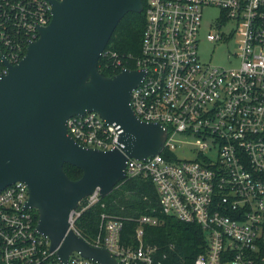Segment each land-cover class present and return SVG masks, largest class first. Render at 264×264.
I'll return each mask as SVG.
<instances>
[{"label": "built area", "instance_id": "2783aa9c", "mask_svg": "<svg viewBox=\"0 0 264 264\" xmlns=\"http://www.w3.org/2000/svg\"><path fill=\"white\" fill-rule=\"evenodd\" d=\"M52 7V0H0V79L9 71L6 61L18 63L39 38V27L50 23ZM205 8L219 9L207 40L243 34L242 49L233 53L237 64L202 60ZM146 17L140 56L102 52L120 71H144L131 106L142 120L168 131L156 155L128 156L127 177L150 178L163 212L206 230L207 250L194 264H264V0H147ZM131 60L135 68L127 66ZM67 127L89 147L123 145L120 125L96 111L71 116ZM178 149L194 157L180 158ZM101 197L97 188L71 210L69 229L78 236L85 238L78 220ZM28 199V185L21 180L0 190V264H102L77 249L65 262L38 231ZM137 220L135 234L124 237L123 218L104 211L92 241L85 239L109 250L119 264H166V253L144 240V225L158 219Z\"/></svg>", "mask_w": 264, "mask_h": 264}, {"label": "water", "instance_id": "95a60500", "mask_svg": "<svg viewBox=\"0 0 264 264\" xmlns=\"http://www.w3.org/2000/svg\"><path fill=\"white\" fill-rule=\"evenodd\" d=\"M52 19L40 26L16 64L7 62L0 79V190L21 180L29 188L27 207L38 211L37 229L67 262L80 250L102 264H119L111 252L90 244L69 229V215L97 188L108 195L127 177L128 156L145 159L161 151L167 129L142 120L131 93L144 76L123 69L113 76L99 59L121 19L142 12L144 0H52ZM87 111L120 125L122 147L100 149L76 141L68 119ZM82 169L72 179L64 164Z\"/></svg>", "mask_w": 264, "mask_h": 264}, {"label": "trees", "instance_id": "16d2710c", "mask_svg": "<svg viewBox=\"0 0 264 264\" xmlns=\"http://www.w3.org/2000/svg\"><path fill=\"white\" fill-rule=\"evenodd\" d=\"M144 5L142 12L131 11L121 19L105 50L110 48L121 56H140L143 33L147 25V0H144ZM127 66L135 68V60H131ZM99 69L106 76L120 72L105 55L99 59ZM164 154L175 159L173 151L166 150ZM64 169L72 179L82 175V169L72 163L66 162ZM33 211L38 218L37 209ZM104 211L123 218L124 237L129 238L135 234L137 219L141 215L156 217L157 224L144 225V240L153 246H159L166 253V264H194L196 258L207 250L206 230L198 223L186 222L163 212L157 188L148 177L128 176L121 179L108 195L101 197L97 204L84 212L78 220V226L88 240L92 241L95 236L100 214Z\"/></svg>", "mask_w": 264, "mask_h": 264}, {"label": "rangeland", "instance_id": "374dc122", "mask_svg": "<svg viewBox=\"0 0 264 264\" xmlns=\"http://www.w3.org/2000/svg\"><path fill=\"white\" fill-rule=\"evenodd\" d=\"M219 15V9L217 8H205L203 24L201 29V41H200V55L203 61L212 62L223 66H231L237 64V59L234 57V52H239L242 49L243 34H236L232 38L220 41L218 43L207 40V31H209V23L213 21L215 16ZM228 26L226 27V30ZM188 142L192 138H187ZM188 147H192V144L186 143ZM177 154L180 158L194 157V152L177 150Z\"/></svg>", "mask_w": 264, "mask_h": 264}]
</instances>
